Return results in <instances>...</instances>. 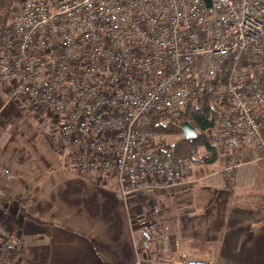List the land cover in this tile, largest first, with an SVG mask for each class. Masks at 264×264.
<instances>
[{
	"label": "built area",
	"instance_id": "2783aa9c",
	"mask_svg": "<svg viewBox=\"0 0 264 264\" xmlns=\"http://www.w3.org/2000/svg\"><path fill=\"white\" fill-rule=\"evenodd\" d=\"M27 0L3 30L2 81L21 109L63 119L51 136L82 175L115 179L120 195L192 186L194 161L154 153L200 94L226 101L214 142L231 162L243 149L264 159V0ZM233 166L229 168L232 170ZM11 170L0 161V178ZM8 193L0 187V205ZM140 246L169 251V237L141 231ZM25 240L0 224V264H20ZM177 264H217L211 255Z\"/></svg>",
	"mask_w": 264,
	"mask_h": 264
},
{
	"label": "crops",
	"instance_id": "0c3cea01",
	"mask_svg": "<svg viewBox=\"0 0 264 264\" xmlns=\"http://www.w3.org/2000/svg\"><path fill=\"white\" fill-rule=\"evenodd\" d=\"M25 1L0 0V54L2 32ZM8 97L0 72V161L11 170L0 178L8 193L0 224L23 235L20 264H177L183 255L264 264V159L252 149L239 153V165L223 152L196 164L192 186L126 199L115 179L78 173L72 150L52 144L62 115ZM143 229L168 235L169 251H145Z\"/></svg>",
	"mask_w": 264,
	"mask_h": 264
},
{
	"label": "trees",
	"instance_id": "16d2710c",
	"mask_svg": "<svg viewBox=\"0 0 264 264\" xmlns=\"http://www.w3.org/2000/svg\"><path fill=\"white\" fill-rule=\"evenodd\" d=\"M226 101L219 102L214 96L200 94L192 97L182 115L177 120H170L164 113L154 118L156 129L166 137L178 135V139H167L154 150L166 162L194 161L196 164L214 163L220 155V149L214 142V136L221 131V120ZM189 122L198 133L196 138L183 136L182 123ZM264 136V128H263Z\"/></svg>",
	"mask_w": 264,
	"mask_h": 264
},
{
	"label": "water",
	"instance_id": "95a60500",
	"mask_svg": "<svg viewBox=\"0 0 264 264\" xmlns=\"http://www.w3.org/2000/svg\"><path fill=\"white\" fill-rule=\"evenodd\" d=\"M209 10H212V0H204ZM183 136L186 139L196 138L198 136L196 128L189 122L182 123Z\"/></svg>",
	"mask_w": 264,
	"mask_h": 264
},
{
	"label": "rangeland",
	"instance_id": "374dc122",
	"mask_svg": "<svg viewBox=\"0 0 264 264\" xmlns=\"http://www.w3.org/2000/svg\"><path fill=\"white\" fill-rule=\"evenodd\" d=\"M178 139L179 138V136L178 135H175V136H170V137H167V141H171L172 139ZM171 139V140H170Z\"/></svg>",
	"mask_w": 264,
	"mask_h": 264
}]
</instances>
